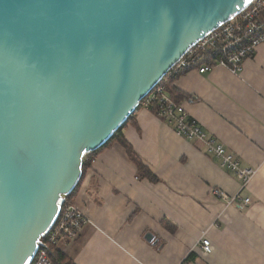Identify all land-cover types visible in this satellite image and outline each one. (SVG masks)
I'll list each match as a JSON object with an SVG mask.
<instances>
[{
  "label": "water",
  "instance_id": "obj_1",
  "mask_svg": "<svg viewBox=\"0 0 264 264\" xmlns=\"http://www.w3.org/2000/svg\"><path fill=\"white\" fill-rule=\"evenodd\" d=\"M252 1L0 0V264H31L83 155Z\"/></svg>",
  "mask_w": 264,
  "mask_h": 264
},
{
  "label": "crops",
  "instance_id": "obj_2",
  "mask_svg": "<svg viewBox=\"0 0 264 264\" xmlns=\"http://www.w3.org/2000/svg\"><path fill=\"white\" fill-rule=\"evenodd\" d=\"M171 84L188 116L256 173L240 189L235 172L140 104L123 134L157 181L140 176L118 142L100 149L69 201L88 222L55 243L73 264H182L192 251L191 264H264V43L237 74L215 66Z\"/></svg>",
  "mask_w": 264,
  "mask_h": 264
},
{
  "label": "built area",
  "instance_id": "obj_3",
  "mask_svg": "<svg viewBox=\"0 0 264 264\" xmlns=\"http://www.w3.org/2000/svg\"><path fill=\"white\" fill-rule=\"evenodd\" d=\"M263 10L264 0H253L239 14L205 34L187 49L140 102L160 119L172 123L178 135L199 142L207 153L219 159L222 166L235 172L241 179L242 190L248 185L256 169L241 167L239 161L225 149L223 144L208 134L197 121L190 118L183 105L168 94L163 81L189 70L205 73L215 66H223L232 73H239L243 62L253 57L257 47L264 43ZM153 105H155L154 110ZM215 192L219 193L216 190ZM243 201L247 203L249 198L245 197ZM86 222H88L86 213L64 197L57 219L43 235L44 240L36 251L33 264H54L48 256L47 246L57 243L61 238L76 237ZM199 243L204 253L211 252L212 244L207 236L201 237Z\"/></svg>",
  "mask_w": 264,
  "mask_h": 264
},
{
  "label": "trees",
  "instance_id": "obj_4",
  "mask_svg": "<svg viewBox=\"0 0 264 264\" xmlns=\"http://www.w3.org/2000/svg\"><path fill=\"white\" fill-rule=\"evenodd\" d=\"M262 17L264 18V10L262 11ZM178 75L174 76L171 80L167 79V81H165L164 79V83H165V88L167 90V92L169 93V95L179 101L181 100L184 95H182L171 83L173 82V80L177 77ZM140 105V104H139ZM138 105V106H139ZM155 105L152 106V109L154 110ZM131 115L128 117V120H130ZM123 126L124 124L119 127L113 134L112 136L100 147L87 152L83 155L82 158V174L81 177L79 179V181L77 182V184L75 185V187L71 190L70 193H68L65 197L67 199V201H70V198L72 196V194L76 191V189L78 188L79 184H80V180L83 177V174L85 173L86 169L91 165L92 160L94 159V155L103 147L108 146L110 144H112L113 142H118L126 151L127 155L129 156V158L136 164L138 171L140 173V176L145 177V178H149L152 181H157V178L155 177V175L148 169V167L146 165H144L142 163V161L140 160V158L138 157L137 153L133 150V148L131 147V145L129 144V142L125 139L124 134H123ZM175 227L173 226H169L170 230H173ZM44 238H41V241H43ZM41 248V247H40ZM48 256L50 257V259L53 261L54 264H73L72 262H70V260H68L63 254L62 252L56 248L55 244H49L46 248ZM197 258V255L192 251L188 254V256L184 259V261L182 262V264H191L193 262H195ZM31 264H33V260L31 262Z\"/></svg>",
  "mask_w": 264,
  "mask_h": 264
}]
</instances>
